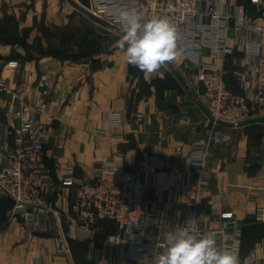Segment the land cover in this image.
Wrapping results in <instances>:
<instances>
[{"label": "crops", "instance_id": "obj_1", "mask_svg": "<svg viewBox=\"0 0 264 264\" xmlns=\"http://www.w3.org/2000/svg\"><path fill=\"white\" fill-rule=\"evenodd\" d=\"M259 1L221 0L236 13L244 9L252 17L264 10V0ZM75 10L62 0H0V168L1 156L15 141L17 120L7 101L8 92H15L27 104L51 113L40 118L51 133L43 164L58 183L67 166L93 180V168L118 150L132 162L129 170L143 161L156 168L145 176L153 199L150 213L160 227L151 232L152 252L167 244L172 227L182 223L185 203L193 201L198 230L214 229L232 215L242 224L240 248L235 251L242 264H264V123L242 127L214 123L196 97V69L188 59L172 62L187 87L169 65L146 77L127 63L118 47L119 32ZM225 43L233 54L213 59L206 49L202 56L206 67L224 68L228 63L233 75L246 73L253 56L232 35ZM234 80L254 100L253 78ZM42 81L49 83L48 95L39 88ZM112 112L122 122L120 129H110L111 135L123 136L119 143L95 137ZM199 144L212 152L203 169L191 160ZM48 195L60 212L72 199L66 189L55 188ZM11 206V201H0V264L142 262L130 255L127 244L115 243V222L99 224L83 238L62 230L53 218L49 232L30 234L19 222H6L4 213Z\"/></svg>", "mask_w": 264, "mask_h": 264}, {"label": "built area", "instance_id": "obj_2", "mask_svg": "<svg viewBox=\"0 0 264 264\" xmlns=\"http://www.w3.org/2000/svg\"><path fill=\"white\" fill-rule=\"evenodd\" d=\"M85 7L119 29L114 16L122 11L136 10L146 17H167L178 31V58L188 59L196 69V97L211 120L238 127L242 122L264 117V10L252 17L244 9L236 13L232 5L221 0H88ZM228 35L243 44L246 52L253 56V63L246 73L234 74L239 82L245 77L253 78L252 101L246 94H237L228 88L224 68L209 69L202 61L206 49L213 59L231 56L234 50L225 43ZM10 65L17 66V62H10ZM48 86L47 81L39 83L44 95H48ZM8 95L17 126L13 148L1 156L0 201L12 202L4 214L6 222H19L27 232L37 234L49 232L54 218L62 230H72L84 238V232L91 231L102 221L111 220L118 226V234L114 237L116 244H127L131 247L130 255L141 261L145 257L151 259L154 253L150 249L154 244L151 232L160 227L157 216L150 213L153 199L148 195L145 176L154 174L156 168L143 161L129 170L128 165L132 162L126 153L118 150L109 160L101 161L93 168V180L79 177L74 167L67 166L58 183L52 171L43 164L51 133L40 118L50 117L51 113L27 104L19 93L8 92ZM121 124L119 114L112 112L107 124L104 122L97 129L95 137L122 142L121 134H110V129H120ZM211 155L208 147L199 144L194 146L191 160L203 169ZM55 188L72 193L64 212L58 210L48 195ZM189 218H195L197 222V205L193 201L185 203L182 223L172 230L186 226ZM195 230L201 234L223 230L229 236L230 251L237 256L238 264H242L235 252L240 248L242 224L232 215L221 219L218 226L209 231L198 230L195 223ZM247 260L251 259L247 257Z\"/></svg>", "mask_w": 264, "mask_h": 264}, {"label": "clouds", "instance_id": "obj_3", "mask_svg": "<svg viewBox=\"0 0 264 264\" xmlns=\"http://www.w3.org/2000/svg\"><path fill=\"white\" fill-rule=\"evenodd\" d=\"M114 19L121 31L119 49L127 63L146 77L178 58V31L167 17H146L142 12L126 10ZM185 223L186 226L171 230L167 244L161 245L151 259L145 257L141 264H238L227 244L229 236L223 230L201 234L195 230V218Z\"/></svg>", "mask_w": 264, "mask_h": 264}, {"label": "water", "instance_id": "obj_4", "mask_svg": "<svg viewBox=\"0 0 264 264\" xmlns=\"http://www.w3.org/2000/svg\"><path fill=\"white\" fill-rule=\"evenodd\" d=\"M76 10L77 12H79L80 14L86 16L87 18H89L90 20L94 21L95 23L111 29V30H116L117 32H119L121 34V31L119 28H117L116 26H114L112 23L108 22L107 20L93 14L92 12H90L89 10L86 9V7H84L83 5L77 3L74 0H67ZM167 65L171 66L173 68L172 62L168 63ZM173 72L174 74L177 76V78L179 79V81L185 86L187 87V83L185 81V79L182 77V75L177 71L176 68H173ZM258 122H262L264 123V117L263 118H256L253 120H249V121H245L242 122L241 124H239L238 127H242V126H246L249 125L251 123H258Z\"/></svg>", "mask_w": 264, "mask_h": 264}, {"label": "trees", "instance_id": "obj_5", "mask_svg": "<svg viewBox=\"0 0 264 264\" xmlns=\"http://www.w3.org/2000/svg\"><path fill=\"white\" fill-rule=\"evenodd\" d=\"M80 1L83 3L84 6H86V5L88 4V0H80ZM259 15H260V14H259ZM8 42H9V43H12L13 40H8ZM224 69H225V71H226L225 81H226V83H227L228 88H229L231 91H233V92H235V93H237V94H242L243 92L241 91V89H240V87L238 86L237 82L234 80V78H235L234 75H233L234 69L231 68V67H229V64H228V63H226V64L224 65ZM232 75H233V77H232ZM235 79H236V78H235ZM232 84L234 85V87H232ZM4 214H5V213H4ZM108 221H111V220L102 221V222H100L99 224H104L105 222H108ZM112 222H114V221H112ZM99 224H98V225H99Z\"/></svg>", "mask_w": 264, "mask_h": 264}, {"label": "rangeland", "instance_id": "obj_6", "mask_svg": "<svg viewBox=\"0 0 264 264\" xmlns=\"http://www.w3.org/2000/svg\"><path fill=\"white\" fill-rule=\"evenodd\" d=\"M64 3H66L68 6H70V4L68 3V1L67 0H62ZM76 1V0H75ZM77 2V1H76ZM78 3V2H77ZM82 2H79V4H81ZM82 5V4H81ZM85 7V6H84ZM76 11V10H75ZM77 12V11H76ZM79 13V12H78ZM80 14V13H79ZM82 15V14H81ZM85 19H87V17L86 16H84V15H82ZM42 27L43 26H41V30H39V32H42ZM114 31H116V30H114Z\"/></svg>", "mask_w": 264, "mask_h": 264}]
</instances>
